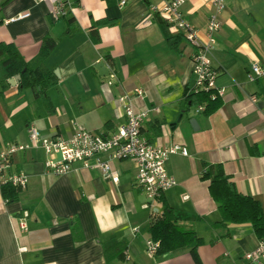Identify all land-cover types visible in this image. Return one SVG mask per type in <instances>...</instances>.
I'll return each instance as SVG.
<instances>
[{"label":"crops","instance_id":"crops-1","mask_svg":"<svg viewBox=\"0 0 264 264\" xmlns=\"http://www.w3.org/2000/svg\"><path fill=\"white\" fill-rule=\"evenodd\" d=\"M164 1L63 0L65 13L57 15L56 0H0V42L14 44L29 61L44 37L54 38L42 65L58 73L48 89L51 112L33 89L20 91L9 79L6 88L0 87V147L26 142L29 126L43 136H67L75 125L109 135L125 121L116 97L139 87L143 97L133 106L148 110L143 135L187 150L168 156L165 168L176 184L152 202L135 184L131 160L112 161L118 172L114 184L79 163L63 175L48 173L41 149L17 152L11 170L27 174L28 183L15 202L6 203L0 194V264H195L188 247L161 256L147 252L150 213L161 210V197L179 224L202 238L196 248L202 264H264V243L249 223L211 225L220 213L201 176L204 165L221 164L236 190L258 200L264 213V78L247 77L251 60L264 66V0H224L221 26L207 52L223 94L208 115L186 106L193 46L183 37L176 49L167 45L175 33L152 9ZM179 9L205 42L210 2L186 0ZM20 13L28 15L8 21ZM101 20L110 22L96 25ZM99 61L116 75L111 85L107 74H98ZM25 213L27 229L21 231L18 219ZM70 220L79 224L81 241L74 240ZM121 239L127 242L128 260L106 261L104 249ZM258 249L257 259L246 257Z\"/></svg>","mask_w":264,"mask_h":264},{"label":"built area","instance_id":"built-area-1","mask_svg":"<svg viewBox=\"0 0 264 264\" xmlns=\"http://www.w3.org/2000/svg\"><path fill=\"white\" fill-rule=\"evenodd\" d=\"M41 1V0H39ZM186 0H165L162 5L152 7L161 14L167 26L175 34H180L191 46L190 55L191 73L193 75L192 91L211 90V97L222 96V88L215 86L216 72L211 67L207 52L215 43V34L220 29L219 14L224 8V0H207L211 4V11L204 26L205 42H200L196 28L182 15L179 7ZM55 13L63 15V0H56ZM28 13L12 16L8 21L18 20ZM107 84L116 81L112 71L107 73ZM247 77L250 81L264 78V66L256 60L249 62ZM143 90L134 87L131 91L123 92L116 97L117 103L122 108L125 121L109 135L89 131L75 125L67 136L54 134L43 136L35 126L28 127L26 142H11L0 147V184L9 182L22 190L28 183V176L22 171L11 170V159L17 152L29 149H41L45 158L43 166L46 172L54 175H63L69 172L76 163L88 169H97L103 179L116 184L118 172L112 167L114 160H131L136 165L135 184L141 189L150 201L157 200L164 191L176 184L175 179L168 174L165 161L170 154H187L186 148L181 144L172 143L162 146L152 142L142 133V123L147 117L148 110L137 111L134 109V99H142ZM197 111H202L204 103L195 106ZM156 111L157 109L154 108ZM26 213L18 219V227L26 231ZM157 242L147 240L146 250L154 254ZM260 250L246 254L249 259H257Z\"/></svg>","mask_w":264,"mask_h":264},{"label":"trees","instance_id":"trees-1","mask_svg":"<svg viewBox=\"0 0 264 264\" xmlns=\"http://www.w3.org/2000/svg\"><path fill=\"white\" fill-rule=\"evenodd\" d=\"M110 22L97 21L96 25ZM91 38L98 40L96 28H91ZM182 36L175 34L166 39L167 45L176 49ZM56 45V40L50 36L42 39L38 52L29 61H25L12 43L0 42V87L1 90L9 85L8 79L19 74L17 87L21 91L25 88L33 89L36 97L41 101L48 112L52 106L48 97V89L54 86L58 78L53 71L43 67L42 62L51 53ZM214 90L192 91L185 96L186 106H196L204 103L202 112L205 115L215 111L221 104V97L211 93ZM1 92V91H0ZM159 127V126H158ZM151 128V127H150ZM156 128V127H154ZM159 130L154 129L158 135ZM202 172V179L208 180V192L216 203L220 213V220L211 223L214 227L225 226L227 223H249L259 241L264 243V213L258 200L236 190L231 178L225 174L221 164H206ZM0 194L6 203L19 199L20 190L9 182L0 184ZM161 210L151 212L148 233L150 240L157 242L155 256H161L180 248L188 247L195 264H202L197 254V246L203 243L191 228H184L174 217L173 211L163 197L160 199ZM70 232L75 241L83 239L79 224L70 220ZM106 261H127V242L121 239L104 249ZM130 264H136L131 262Z\"/></svg>","mask_w":264,"mask_h":264},{"label":"water","instance_id":"water-1","mask_svg":"<svg viewBox=\"0 0 264 264\" xmlns=\"http://www.w3.org/2000/svg\"><path fill=\"white\" fill-rule=\"evenodd\" d=\"M95 68L97 69L99 75H105L108 73V68L104 65V63L102 61L97 62L95 64ZM55 74L58 75L57 71H55ZM19 78H20V76H19V74H17L15 76H13L12 78H10L9 82L11 84H15V83H17ZM189 123L193 129H196L197 125H196V121L194 118H190Z\"/></svg>","mask_w":264,"mask_h":264}]
</instances>
